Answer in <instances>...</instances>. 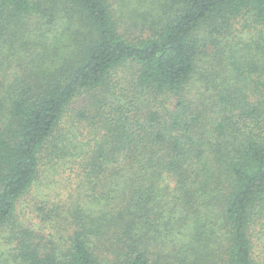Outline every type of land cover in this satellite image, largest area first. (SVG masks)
<instances>
[{
    "label": "trees",
    "instance_id": "trees-1",
    "mask_svg": "<svg viewBox=\"0 0 264 264\" xmlns=\"http://www.w3.org/2000/svg\"><path fill=\"white\" fill-rule=\"evenodd\" d=\"M114 1L0 0L1 264H264V0Z\"/></svg>",
    "mask_w": 264,
    "mask_h": 264
},
{
    "label": "rangeland",
    "instance_id": "rangeland-1",
    "mask_svg": "<svg viewBox=\"0 0 264 264\" xmlns=\"http://www.w3.org/2000/svg\"><path fill=\"white\" fill-rule=\"evenodd\" d=\"M111 1L114 2L113 4L117 8L118 4L114 0H111ZM44 199L46 198L36 193L35 191H33V192L26 194L24 196V199L21 202L22 211L21 213H19V216L23 220L28 221V225H30L31 227L37 226L36 221H38V219L34 213L36 212L38 207L41 205L39 202ZM29 220H32V223H30ZM14 245L15 244H12V245L9 244V242L4 237V231L0 230V259L1 257L6 256L8 249H11Z\"/></svg>",
    "mask_w": 264,
    "mask_h": 264
}]
</instances>
